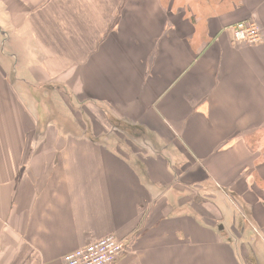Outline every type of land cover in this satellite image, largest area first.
<instances>
[{"label":"crops","instance_id":"1","mask_svg":"<svg viewBox=\"0 0 264 264\" xmlns=\"http://www.w3.org/2000/svg\"><path fill=\"white\" fill-rule=\"evenodd\" d=\"M75 2L0 0V264L111 234L113 264H264V0Z\"/></svg>","mask_w":264,"mask_h":264},{"label":"built area","instance_id":"2","mask_svg":"<svg viewBox=\"0 0 264 264\" xmlns=\"http://www.w3.org/2000/svg\"><path fill=\"white\" fill-rule=\"evenodd\" d=\"M259 27L255 19L236 23L231 28L235 42L247 44L262 42L263 34ZM126 249V243L111 234L65 254L58 264H113Z\"/></svg>","mask_w":264,"mask_h":264},{"label":"rangeland","instance_id":"3","mask_svg":"<svg viewBox=\"0 0 264 264\" xmlns=\"http://www.w3.org/2000/svg\"><path fill=\"white\" fill-rule=\"evenodd\" d=\"M75 3L76 4L74 5V7L72 9V14L78 20V22L77 21L75 22L77 24V27L79 26L78 28H81V27L83 28L82 23H81L82 17H78L77 15H80L81 11L84 12L86 10V8H88V7L87 6L85 7V5L83 4L84 0H76ZM91 12H93L92 9H91ZM92 15H93V13H92ZM12 51H15V48L11 45V42L8 41L7 38H0V53H3L2 57L7 58V55H5V54H11L10 52H12ZM13 61L15 63H17L18 57H17V59L14 58ZM18 64H19V62H18ZM49 85H51V87L50 88L45 87L46 91H44L42 93V96L44 99V100L43 99L42 100L45 102L47 101L46 103H48V101L52 102V100L56 101V102L58 101L57 103L60 102L59 100H63V101L65 100L67 102L66 104L69 106L68 108H70V105H73V106H71V108L74 110V114L82 122V117H83V112H82L83 108L82 107H83V105H81V103L78 102V100L76 99V97H77L76 94L74 92H70V90H67L65 87H62L60 85H59L60 87H58V89H57V86H55V85H52V84H49ZM52 86L54 89L56 88L54 91L52 90L53 89ZM51 98H52V100H51ZM45 102H44V104H46ZM59 104H61V103H59ZM59 110H64V108H59ZM94 110H96V109H94ZM59 113H64V112L60 111ZM105 114H106V116H105ZM105 114H103L104 116H102L101 113H99L96 110L94 112L95 118L94 119L92 118V120L89 118L90 122L85 118V122H82V124L85 125L86 123H89L90 130H106L107 132H113L112 134L114 135V132L117 131L118 129H120V128H115L116 124L119 127H121L122 124L119 121H118L119 123L117 121L115 122L114 116L111 115L110 112L109 113L105 112ZM85 115H88V114H85ZM124 127L127 128L126 126H124ZM108 140L112 142L111 137ZM199 196H196L197 197L196 201L202 200V198Z\"/></svg>","mask_w":264,"mask_h":264},{"label":"trees","instance_id":"4","mask_svg":"<svg viewBox=\"0 0 264 264\" xmlns=\"http://www.w3.org/2000/svg\"><path fill=\"white\" fill-rule=\"evenodd\" d=\"M51 86L50 85H47V88H50Z\"/></svg>","mask_w":264,"mask_h":264}]
</instances>
